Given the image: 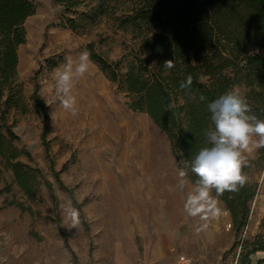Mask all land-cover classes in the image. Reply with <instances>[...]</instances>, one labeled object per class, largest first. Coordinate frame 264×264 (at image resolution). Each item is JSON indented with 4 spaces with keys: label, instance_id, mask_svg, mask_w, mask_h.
I'll use <instances>...</instances> for the list:
<instances>
[{
    "label": "rangeland",
    "instance_id": "obj_1",
    "mask_svg": "<svg viewBox=\"0 0 264 264\" xmlns=\"http://www.w3.org/2000/svg\"><path fill=\"white\" fill-rule=\"evenodd\" d=\"M24 22L17 76L4 90L5 119L31 174L28 196L0 164V264H241L258 238L264 242V159L246 154L257 185L248 223L238 233L219 200L220 215L197 232L183 210L189 184L175 189L179 170L165 132L129 106L130 96L91 58L74 88L73 117L46 88L65 57L93 50L119 78L140 65L160 0H31ZM153 21V24H151ZM35 94L37 97H35ZM17 103V104H16ZM71 200L80 224L61 204ZM264 264V251L250 255Z\"/></svg>",
    "mask_w": 264,
    "mask_h": 264
},
{
    "label": "trees",
    "instance_id": "obj_2",
    "mask_svg": "<svg viewBox=\"0 0 264 264\" xmlns=\"http://www.w3.org/2000/svg\"><path fill=\"white\" fill-rule=\"evenodd\" d=\"M159 5L158 10L155 4L147 5L148 16L159 14V24L145 40L140 65H129L121 78L116 68L95 53L92 43L88 48L90 58L109 80L129 94V106L146 112L165 132L180 168L182 159L191 161L208 146L204 132L212 125L207 104L226 91L238 88L252 114L264 119V0H160ZM34 12L31 0H0V164L12 170L28 196L33 194V183L20 159L28 153L15 144L17 136L6 122L5 105L10 98L4 99V90L17 76V48L25 41L24 22ZM169 60L175 66L165 69L163 64ZM189 75L190 88H182ZM200 95L206 100L201 102ZM172 102L176 107L169 110ZM259 153L264 159V148ZM248 166L242 169L246 184L218 198L238 233L248 223L257 189ZM188 179L194 182L196 177L189 172ZM258 238L241 264H251L250 255L264 251V242Z\"/></svg>",
    "mask_w": 264,
    "mask_h": 264
},
{
    "label": "clouds",
    "instance_id": "obj_3",
    "mask_svg": "<svg viewBox=\"0 0 264 264\" xmlns=\"http://www.w3.org/2000/svg\"><path fill=\"white\" fill-rule=\"evenodd\" d=\"M90 53L85 50L76 58L65 57L64 63L52 70L51 82H46L47 91L54 95L60 106L75 117L78 115V98L74 88L79 80L86 77L91 66ZM165 69L173 68L174 61H165ZM192 77L189 75L182 88H190ZM200 101L206 97L200 95ZM176 107L169 103L168 109ZM211 127L204 132L208 146L202 147L191 160L182 159V167L177 173L175 189L187 191L183 210L191 218L202 223L197 232L208 227L209 223L220 215L219 197L226 191L236 192L243 187L248 177L242 169L249 164L248 156L255 150L264 148V119L252 114V109L238 88H233L208 102ZM189 172L195 181L188 179ZM213 191L215 195H213ZM64 214L70 219L71 227L80 224V213L67 200L61 204Z\"/></svg>",
    "mask_w": 264,
    "mask_h": 264
},
{
    "label": "built area",
    "instance_id": "obj_4",
    "mask_svg": "<svg viewBox=\"0 0 264 264\" xmlns=\"http://www.w3.org/2000/svg\"><path fill=\"white\" fill-rule=\"evenodd\" d=\"M185 263H186V258L184 256H180L177 264H185Z\"/></svg>",
    "mask_w": 264,
    "mask_h": 264
}]
</instances>
